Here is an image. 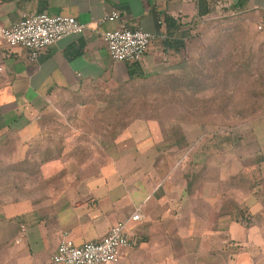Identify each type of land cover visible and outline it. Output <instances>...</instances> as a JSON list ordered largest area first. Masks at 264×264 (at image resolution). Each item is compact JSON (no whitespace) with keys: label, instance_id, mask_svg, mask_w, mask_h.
<instances>
[{"label":"crops","instance_id":"1","mask_svg":"<svg viewBox=\"0 0 264 264\" xmlns=\"http://www.w3.org/2000/svg\"><path fill=\"white\" fill-rule=\"evenodd\" d=\"M211 9L203 0H0V28L13 26L24 14L63 15L87 26L84 34L62 38L35 60L28 49L10 48L0 38V141L10 136L25 147L43 132L47 112L63 103L84 104L93 88L185 71L190 65L185 48L165 47L166 38L186 41L195 25L223 16L241 15L258 31L264 22V0H214ZM115 10L122 18L104 22ZM166 15L183 25L171 36ZM122 27L156 37L143 62L110 57L102 34ZM154 123H131L107 150L102 141L91 149L83 145L88 151L83 160L44 164L42 178L52 182L38 199L0 204V264H52L64 233L77 245L99 242L136 210L143 219L129 222L128 230L137 245L122 250L121 264H264V185L256 211L250 212L256 223L243 225L210 202L223 192L217 179L201 180L199 161L188 163L191 176L182 172L185 161H171L168 153L179 148L163 145ZM70 163L81 167L80 173L56 176Z\"/></svg>","mask_w":264,"mask_h":264},{"label":"rangeland","instance_id":"2","mask_svg":"<svg viewBox=\"0 0 264 264\" xmlns=\"http://www.w3.org/2000/svg\"><path fill=\"white\" fill-rule=\"evenodd\" d=\"M262 24L258 31L240 15L195 25L185 41L184 60L190 64L185 71L124 87H96L85 94L84 104L55 106L41 121L43 132L25 147L7 136L0 141V204L38 199L52 182L42 178L47 158L83 160L88 156L83 145L91 149L102 141L107 150L118 139L114 132L145 120L161 128L166 147L175 141L188 143L186 154L168 153L171 161H185L186 176L193 175L188 163L196 160L202 180L217 179L223 195L212 204L243 225L255 224L257 216L250 212L256 211V195L264 185ZM80 169L70 163L55 174L74 175Z\"/></svg>","mask_w":264,"mask_h":264},{"label":"built area","instance_id":"3","mask_svg":"<svg viewBox=\"0 0 264 264\" xmlns=\"http://www.w3.org/2000/svg\"><path fill=\"white\" fill-rule=\"evenodd\" d=\"M195 2L197 0H185ZM122 18L121 12L113 11L104 22ZM165 25L164 21L159 22ZM263 26L260 25L259 29ZM87 26L73 17L50 14H24L18 23L0 28V38L10 48L24 47L30 51L31 59H37L47 48L66 36L81 35ZM110 57L115 62L141 63L156 37L141 28H120L102 34ZM143 214L136 210L127 221L116 223L99 242L77 245L69 234L64 233L52 258V264H121V252L137 245L128 230L129 222H140Z\"/></svg>","mask_w":264,"mask_h":264},{"label":"trees","instance_id":"4","mask_svg":"<svg viewBox=\"0 0 264 264\" xmlns=\"http://www.w3.org/2000/svg\"><path fill=\"white\" fill-rule=\"evenodd\" d=\"M204 2H205V5H206V7H207V10L210 12L212 9H211V4H212V2L214 1V0H203ZM216 1V0H215ZM215 3V2H214ZM165 23H166V25H167V30H168V36H171V35H173L172 34V31L175 33L176 31H178L179 29H181V26H183L182 24H179L178 23V21H176L173 17H171L170 15H166L165 16ZM164 42H165V47H169V48H173L174 50H177L178 48H185V46H186V44H185V41H183V40H179V39H165L164 40ZM128 125H123L122 127H121V129H119L118 130V132L116 133V132H114L115 133V138H117V137H121L123 134H124V132L128 129V127L130 126V124L129 123H127ZM182 140H186L185 138H182ZM168 145V144H167ZM170 147H178L179 148V151H181V153H185L186 154V147L188 146V143L186 142V143H183V144H181V143H179V141H175L173 144H170L169 145ZM165 147V146H164ZM189 151H192L191 149H189ZM56 159H58V158H56ZM56 159H54V158H52V157H49V158H47L46 160H44L43 162H42V165H41V167H43V165L44 164H46V163H48V162H50V161H53V160H56ZM81 168V167H80ZM88 169L89 170H93V169H97V168H93V166H90V167H88ZM101 168L99 167V170H100ZM243 178V180L245 181V180H248L249 179V175H247V176H243L242 177ZM202 180V179H201ZM195 184L196 185H198V182H195ZM220 184H223L222 182H220ZM194 189V186H193V184H192V182H191V184H190V186H189V190L190 191H192Z\"/></svg>","mask_w":264,"mask_h":264}]
</instances>
